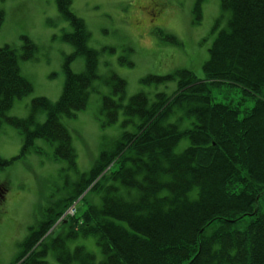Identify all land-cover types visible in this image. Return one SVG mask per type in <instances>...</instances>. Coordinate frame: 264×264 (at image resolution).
Masks as SVG:
<instances>
[{"label": "trees", "instance_id": "obj_1", "mask_svg": "<svg viewBox=\"0 0 264 264\" xmlns=\"http://www.w3.org/2000/svg\"><path fill=\"white\" fill-rule=\"evenodd\" d=\"M55 2L73 21L74 35L64 40L85 58V70L72 73L67 61L58 100L35 97L30 106L32 112H46L38 130L55 140V153L73 164L70 137L59 118L84 108L96 78L97 52L85 46L88 33L71 12V0ZM220 5L228 10L227 23L208 48L202 79L185 68L167 77L149 76H176V85L152 99L138 92L125 104L124 81L111 79L118 98L108 101L105 123L119 116L126 126L99 152L66 201H74L95 180L89 191L100 195V203L83 212V225L64 238L45 235L56 221L48 213L26 237L25 250L42 237L63 245L79 235L95 238L103 256L99 264H264V0H220ZM3 19L0 10V27ZM22 47H0V122L26 128L23 120L6 115L33 89L19 60L34 57L36 46L23 38ZM224 85L240 87L254 98L253 105L242 109ZM180 143L181 149L174 148ZM75 250L78 254H67L62 262L95 263L82 246ZM38 255L33 251L24 264H47Z\"/></svg>", "mask_w": 264, "mask_h": 264}, {"label": "rangeland", "instance_id": "obj_2", "mask_svg": "<svg viewBox=\"0 0 264 264\" xmlns=\"http://www.w3.org/2000/svg\"><path fill=\"white\" fill-rule=\"evenodd\" d=\"M149 2L157 3V11ZM219 3L220 0H71V12L83 21L88 33L85 46L97 52L96 78L91 83L84 108L74 116L59 118L74 149L77 167L73 169L61 159L60 153H55L57 142L38 130L45 122L46 112H32L30 106L35 97H44L52 103L58 100L67 61L70 72H84L85 58L75 54L74 46L64 40L65 35H74L73 21L58 11L55 0H0V10L4 13L0 47L13 44L21 51L23 38L36 46L34 57L19 60L21 74L31 82L32 92L16 99L6 112L8 117L23 121L31 116L33 119L26 128L5 120L0 122V159L11 161L0 167V190L6 189L0 195V264L18 262L15 258L23 255L24 238L30 227L42 218V213L47 212L51 201L56 199L57 203L71 194L79 174H88L99 152L120 136L126 126L121 124V117L105 124L110 108L108 101L118 98L111 80L114 76L125 83L122 104L138 92H144L150 99L155 92L169 94L176 85V76L172 79H149V76L167 77L185 68L191 69L198 79L203 78L202 66L207 60L208 48L216 32L227 23V11L222 10ZM170 37L176 38L178 44L171 42ZM229 89L228 97L235 98L233 102L240 101L242 109L253 105L254 98L240 87L230 86ZM26 132L30 133L24 148ZM86 199L99 203L95 194H88ZM87 204L84 200L78 202L77 216ZM66 223L58 225L51 236L60 234L62 238L69 226ZM78 239L79 242H68V249L80 245L92 253L95 264H99L103 256L95 238ZM44 258L49 263L61 264L51 252ZM69 264L80 262L73 260Z\"/></svg>", "mask_w": 264, "mask_h": 264}, {"label": "bare ground", "instance_id": "obj_3", "mask_svg": "<svg viewBox=\"0 0 264 264\" xmlns=\"http://www.w3.org/2000/svg\"><path fill=\"white\" fill-rule=\"evenodd\" d=\"M227 88H229V87H227V86H225V85L223 86V89H224V90L227 89ZM181 146H183V143H180L178 146L176 145L174 148H180ZM172 148H173V147H172ZM174 148H173V149H174ZM180 149H181V148H180ZM207 155H210L209 152L206 154V156H207ZM207 157H208V156H207ZM172 163H173V162H172ZM200 166H201V167H198L199 169L203 168V167H204V163H203L202 165H200ZM243 220H245V219H243Z\"/></svg>", "mask_w": 264, "mask_h": 264}]
</instances>
